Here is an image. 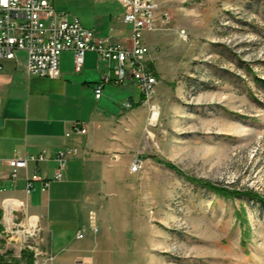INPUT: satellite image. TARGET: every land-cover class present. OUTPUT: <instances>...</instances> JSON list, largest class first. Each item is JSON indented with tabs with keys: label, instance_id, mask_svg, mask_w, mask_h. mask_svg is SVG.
I'll use <instances>...</instances> for the list:
<instances>
[{
	"label": "rangeland",
	"instance_id": "374dc122",
	"mask_svg": "<svg viewBox=\"0 0 264 264\" xmlns=\"http://www.w3.org/2000/svg\"><path fill=\"white\" fill-rule=\"evenodd\" d=\"M159 3L170 20L144 43L160 118L151 125L148 106L137 150L120 163L143 161L123 182L132 185L131 264H264V0ZM55 8L85 25L125 15L118 0Z\"/></svg>",
	"mask_w": 264,
	"mask_h": 264
},
{
	"label": "crops",
	"instance_id": "0c3cea01",
	"mask_svg": "<svg viewBox=\"0 0 264 264\" xmlns=\"http://www.w3.org/2000/svg\"><path fill=\"white\" fill-rule=\"evenodd\" d=\"M122 23L124 16L97 19L94 25L82 22L97 38L129 47L131 30L122 28ZM163 25L158 19L157 31ZM148 44L151 48L149 40ZM151 50L149 59L155 64ZM26 61V53L19 52L18 60H4L0 69V259L17 253L5 242L6 227L19 221L26 225L37 217L43 249L57 254L63 264H131L132 185L123 182L130 181L133 173L120 163L128 162L137 150V124L147 123L149 107L141 90L131 76L116 83L115 63L101 61L94 51L86 53L80 72L75 69V52L64 51L56 78H27ZM105 73L111 82L98 100L95 88ZM127 102L132 107H125ZM76 122L88 132H73ZM68 132L72 134L67 136ZM66 148L78 152L70 156L64 179L43 190L42 182L32 180L36 170L43 179H51L58 167L56 153ZM43 150L49 160H30L16 180L10 177L8 160ZM29 181H33L30 191ZM92 215L100 233L90 228ZM80 232L84 238L77 237ZM24 255L27 264H34L32 252Z\"/></svg>",
	"mask_w": 264,
	"mask_h": 264
},
{
	"label": "built area",
	"instance_id": "2783aa9c",
	"mask_svg": "<svg viewBox=\"0 0 264 264\" xmlns=\"http://www.w3.org/2000/svg\"><path fill=\"white\" fill-rule=\"evenodd\" d=\"M55 1L57 0H0V69L3 68L4 60H18V53L25 52L27 78H56L64 51L75 52V69L78 72L83 69L86 53L94 51L101 61L115 63L113 70L116 83H123L129 76L132 77L142 92L143 103L150 106L153 115L157 107L152 102L159 81L149 66L151 50L144 43V35L158 30V19L164 23L170 20L168 13H160L159 0H120L125 8L124 22L131 30L129 47L97 38L94 30L85 27L79 17L58 11ZM179 34L183 38L187 37L186 30L179 31ZM109 82L110 74H103L95 88L98 100L102 98L104 87ZM125 107H132V104L127 102ZM151 117L149 123L152 125ZM73 132L86 134L88 129L81 122H76ZM71 134L72 132H68L67 136ZM77 152V149L68 148L58 151L55 157L58 167L53 177L43 179L37 169L32 180L42 182L43 190L48 189L52 181H62L70 156ZM30 160L47 161L49 154L43 150L36 155L27 154L22 158L8 160L10 177L16 180L20 170L26 169ZM142 166L141 158L135 157L130 166L131 173H138ZM33 181L28 182V191L31 190ZM90 228L94 233L101 232L95 215L91 216ZM6 237L7 242L13 243L17 253L0 259V264H27L25 251L32 252L34 264H63L57 254L43 249L44 238L37 217H32L26 225L19 221L14 226H7ZM77 237L84 238V232L78 233Z\"/></svg>",
	"mask_w": 264,
	"mask_h": 264
},
{
	"label": "bare ground",
	"instance_id": "6f19581e",
	"mask_svg": "<svg viewBox=\"0 0 264 264\" xmlns=\"http://www.w3.org/2000/svg\"><path fill=\"white\" fill-rule=\"evenodd\" d=\"M151 118H152V125H154L155 123L158 122V120H159V118H160V111H159L158 108H156V109L154 110V113H153V115H152Z\"/></svg>",
	"mask_w": 264,
	"mask_h": 264
},
{
	"label": "trees",
	"instance_id": "16d2710c",
	"mask_svg": "<svg viewBox=\"0 0 264 264\" xmlns=\"http://www.w3.org/2000/svg\"><path fill=\"white\" fill-rule=\"evenodd\" d=\"M259 81V83H261V84H263L264 83V81L263 80H258Z\"/></svg>",
	"mask_w": 264,
	"mask_h": 264
}]
</instances>
